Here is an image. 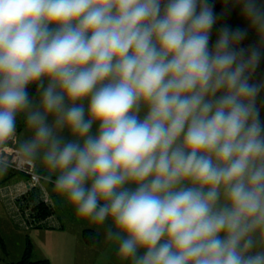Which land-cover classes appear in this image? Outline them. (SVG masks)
Masks as SVG:
<instances>
[{
	"label": "clouds",
	"instance_id": "9594fccd",
	"mask_svg": "<svg viewBox=\"0 0 264 264\" xmlns=\"http://www.w3.org/2000/svg\"><path fill=\"white\" fill-rule=\"evenodd\" d=\"M235 2L259 46L210 44V0H0V170L23 117L17 159L124 264H264V4Z\"/></svg>",
	"mask_w": 264,
	"mask_h": 264
},
{
	"label": "rangeland",
	"instance_id": "374dc122",
	"mask_svg": "<svg viewBox=\"0 0 264 264\" xmlns=\"http://www.w3.org/2000/svg\"><path fill=\"white\" fill-rule=\"evenodd\" d=\"M218 37V32L215 30L213 27L212 32H211V38H210V44L214 43ZM262 119L263 117L260 116ZM95 130V126L94 129ZM17 142L18 140L25 139L31 135L30 130H28L25 126L24 119L23 117L18 118V124H17ZM65 135H68L65 133ZM38 166H43L40 160H36ZM9 170H0V224L3 220L8 223H10L14 226L17 227L18 229L26 232H22L18 230V235H15L16 232L12 231V234L9 236L8 233H6L5 230L0 225V239L2 245L5 246L6 251L11 255V256H16L20 255L22 252V245L23 241L26 237H28L32 244H33V252L34 255H46L52 260V263L54 264H63L64 262L67 264H117L120 262V258L117 256L116 253V260L115 263L114 261H110V258L114 256V252L112 251V248L110 244L107 243V239L100 240L98 243L100 244V247L98 248L97 252L95 254L91 255V252H88L87 254H84L82 250H85L83 248L82 250H79V246H77V238L73 233L66 232L65 231H59V228L61 227L57 214L55 213L54 209H51V211L54 214L55 217V225H53V228H44V227H30L28 229L26 228H21L19 225L15 222L12 221L11 215H10V210L8 208V197H4V189L14 183L17 182V180L20 179L19 175H13L9 177ZM5 187V188H3ZM47 187V186H46ZM3 190V191H1ZM48 195L52 199L53 203V208H54V201L51 196L52 191H50L47 187ZM7 200V201H6ZM8 202V203H7ZM25 204V203H23ZM60 204V209H65L69 207L66 211L71 214H75V211L72 206L68 205L65 206L63 202L58 203ZM57 204V205H58ZM7 205V206H6ZM65 207V208H63ZM59 211V209H58ZM76 215V214H75ZM76 219H78L77 216H75ZM81 220V219H80ZM82 224V223H80ZM79 223L77 222L74 228L78 226ZM94 227H96L97 231L102 234V236L105 235L104 232H106V226H96L93 224ZM65 228V227H64ZM16 230V229H15ZM64 232V233H61ZM96 243V242H95ZM22 244V245H21ZM99 247V246H96ZM117 247V245L115 246ZM3 248V247H2ZM111 249V250H110ZM5 253V252H4ZM13 258V257H12ZM11 258V259H12ZM48 259V258H47ZM50 263V261H49ZM51 264V263H50Z\"/></svg>",
	"mask_w": 264,
	"mask_h": 264
},
{
	"label": "built area",
	"instance_id": "2783aa9c",
	"mask_svg": "<svg viewBox=\"0 0 264 264\" xmlns=\"http://www.w3.org/2000/svg\"><path fill=\"white\" fill-rule=\"evenodd\" d=\"M240 46L248 48L244 41L241 42ZM16 146L17 133L16 140L9 142L4 149V154L11 162L7 168L18 173L20 176V179L16 183L8 186L6 190L4 189L3 196L8 197L9 203L7 205L10 210L11 219L21 228H53V225H55V217L51 211L53 203L46 187V182L49 179L37 172L35 161L24 162L17 159ZM36 202L42 203L49 209L48 215L44 217L38 216L35 206Z\"/></svg>",
	"mask_w": 264,
	"mask_h": 264
},
{
	"label": "trees",
	"instance_id": "16d2710c",
	"mask_svg": "<svg viewBox=\"0 0 264 264\" xmlns=\"http://www.w3.org/2000/svg\"><path fill=\"white\" fill-rule=\"evenodd\" d=\"M210 2L214 5V12L218 16V20L216 23L218 29L225 25L233 29L235 28L247 29L248 34L243 41L247 44L248 47L251 45L259 46L260 42L257 33L249 27L247 21L244 19L241 13L240 6L235 2V0H210ZM253 81L254 82L264 81V59L261 60L259 66L257 67L256 72L253 76ZM29 92L30 95L36 94V90L34 87L30 88ZM8 170H9L8 178L15 174L18 175V173L10 169ZM39 173L49 179L47 180L48 182H46L47 186L50 185L54 187V182H53L55 179L54 176L40 171ZM35 206L37 208L38 216L44 217L48 215L49 209L46 208L42 203L36 202ZM81 235L84 243L86 244L91 245L98 241V234L94 232L92 229H84ZM21 251L22 252L20 253V256L17 258V260L8 261V262L5 261L8 252L6 251L5 246L2 245L0 239V253L2 256L1 260L4 261V264H50L49 260L45 258H36V259L34 258L33 245L28 237L24 239Z\"/></svg>",
	"mask_w": 264,
	"mask_h": 264
},
{
	"label": "crops",
	"instance_id": "0c3cea01",
	"mask_svg": "<svg viewBox=\"0 0 264 264\" xmlns=\"http://www.w3.org/2000/svg\"><path fill=\"white\" fill-rule=\"evenodd\" d=\"M259 2L261 3V4H264V0H259ZM214 28H215V30L218 32V27H217V24L214 26ZM258 36V35H257ZM258 39H259V42H260V38L258 37ZM257 106L259 107V109H260V116H262L263 118H262V120H264V92H261V94H260V96H259V98H258V100H257ZM35 164H36V170L39 172H44V173H47V174H50L49 173V170L43 165L42 167L41 166H38V164H37V162H36V160H35ZM53 176V175H52ZM46 186H47V184H46ZM48 187V189L50 190V191H52V193H51V196H52V198H53V201H54V211H55V213L57 214V217H58V220H59V223H60V225H61V227L59 228V231H65V230H67L66 232H70V233H73L75 236H76V238L78 239L77 240V246H79L78 248H80L79 250H82L83 248H85V250H82V252L84 253V254H87L88 252H91V255L90 256H92L93 254H95V252H97V249L98 248H102V247H100V244L98 243L100 240H102V242H103V239H105V235L104 236H102V234H100V232H98L97 230V228L96 227H94L93 226V224H91V223H89L88 221H85V220H83V219H81V218H79L78 217V219H76V217L75 216H77V215H75V214H71V213H68V211H66L69 207H67V208H65V207H63V208H65V209H60V204H58V203H60V202H63L64 203V205L65 206H68L69 204L66 202V200L63 198V197H61L60 195H58L57 194V192L55 191V187H53V186H50V185H48L47 186ZM58 204V205H57ZM58 209H59V211H58ZM81 219V220H80ZM1 220V219H0ZM79 223V225L78 226H76V228H74V226L76 225V223ZM80 223H82V224H80ZM1 227L3 228V230H5L6 231V233H10L9 234V236L12 234V231H15L16 232V234L15 235H18L19 233H18V230H20V229H18L17 227H14L11 223H10V221H8V223L5 221V219L3 218V220H2V222H1ZM65 227V228H64ZM16 229V230H15ZM84 229H92L94 232H96L97 234H98V241L96 242V243H93V244H91V245H89V244H86V243H84V241H83V239H82V235H81V233H82V231L84 230ZM97 229V230H96ZM20 231H22V230H20ZM22 232H26V231H22ZM61 233H64V232H61ZM105 233V232H104ZM107 243L108 244H110V246H111V248H112V251H115L113 254H114V256H112L111 258H110V261H114V263H115V260H116V248L117 247H115L116 246V244L115 243H113V242H110V241H108L107 240ZM22 245V244H21ZM33 245V244H32ZM96 246H99V247H96ZM33 250H34V248H33ZM111 250V249H110ZM34 253V252H33ZM7 257H6V259H5V261H15V260H17V258L20 256H18V255H16V256H11L9 253H8V255H6ZM1 253H0V264H4V261H2L1 260ZM13 257V258H12ZM12 258V259H11ZM34 258L36 259V258H45V259H47V260H49L50 261V263L51 264H54V263H52V260L49 258V257H47L46 255H40V256H38L37 254L36 255H34ZM120 258V257H119ZM120 262H122V264H124V262L122 261V260H120ZM63 264H67V263H63ZM117 264H120L119 262L117 263Z\"/></svg>",
	"mask_w": 264,
	"mask_h": 264
},
{
	"label": "bare ground",
	"instance_id": "6f19581e",
	"mask_svg": "<svg viewBox=\"0 0 264 264\" xmlns=\"http://www.w3.org/2000/svg\"><path fill=\"white\" fill-rule=\"evenodd\" d=\"M51 180V179H50ZM48 182V181H47ZM3 188H5V187H3ZM4 192H5V190H4ZM7 201V200H6ZM8 203V202H7ZM7 206V205H6Z\"/></svg>",
	"mask_w": 264,
	"mask_h": 264
}]
</instances>
